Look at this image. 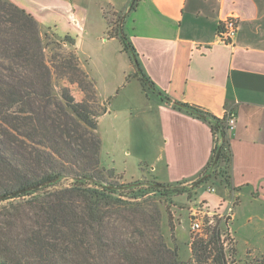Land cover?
<instances>
[{
  "label": "trees",
  "instance_id": "trees-1",
  "mask_svg": "<svg viewBox=\"0 0 264 264\" xmlns=\"http://www.w3.org/2000/svg\"><path fill=\"white\" fill-rule=\"evenodd\" d=\"M138 2L132 0L131 10ZM120 20L118 15L114 34L143 91L210 127L214 146L197 178L208 175L200 185L212 179L230 185L227 114L214 117L159 91L127 36L120 34ZM85 66L70 37L41 35L31 14L0 0V264H234V245L222 220H203L201 234L190 242V258L183 261L170 217L167 240L159 207L138 200L147 194L144 188L161 196L188 189L109 182L113 174L100 166L98 135V119L108 103L99 99ZM66 179L71 183L64 186ZM49 181L54 182L14 195ZM246 264H264V255Z\"/></svg>",
  "mask_w": 264,
  "mask_h": 264
},
{
  "label": "crops",
  "instance_id": "crops-1",
  "mask_svg": "<svg viewBox=\"0 0 264 264\" xmlns=\"http://www.w3.org/2000/svg\"><path fill=\"white\" fill-rule=\"evenodd\" d=\"M11 2L35 18L42 35L52 33L59 40L70 37L86 63L93 57L91 51L83 50L84 44L96 51L94 46L100 43L101 50L95 54L112 59L106 46L118 42L115 18L125 13L132 0ZM231 15L238 18V31L227 45L218 40L217 31ZM122 30L142 71L159 91L217 118L225 115L226 108L236 114L230 136L231 184L212 179L189 188L210 159L214 146L210 127L139 85L135 115L161 140L150 165L152 179L191 189L177 194L185 199L176 201L183 207L176 206L180 220L178 226L173 223L174 229L186 225V217L191 226L200 215L216 216L232 239L234 264L264 255V0H139L125 16ZM129 65L133 67L130 59ZM110 86L125 88L120 83ZM111 171L127 183L122 173ZM210 187L214 192L207 191Z\"/></svg>",
  "mask_w": 264,
  "mask_h": 264
},
{
  "label": "rangeland",
  "instance_id": "rangeland-1",
  "mask_svg": "<svg viewBox=\"0 0 264 264\" xmlns=\"http://www.w3.org/2000/svg\"><path fill=\"white\" fill-rule=\"evenodd\" d=\"M115 24L116 26L118 25L117 18H115ZM51 34L52 33H49V35ZM119 42L118 39V42H111L106 46L107 49L109 48L108 54H111L112 59L109 56L102 57L99 54H95L97 50H101L100 43L94 46L97 48L96 51L95 48L87 47L85 44L83 45L84 51L88 53L91 51L92 53L91 57L93 58L87 60L88 64L86 62V66L88 71H91L90 77L95 83L97 95L101 102L108 103L109 109L108 114H105L98 119L100 166L107 172H112V179L109 180V182L117 184L135 183V181L141 179L143 175L145 178L141 181L142 183H152L155 181L150 174V165L152 163V158L154 157V152L157 153L159 146L161 145V140L157 131L153 130L150 125L149 127L145 126L141 119L137 118L135 115L134 107L137 106L138 103L140 82L135 77L136 69L134 66L130 67L129 65V59L131 60V58L129 54L124 51L122 43L121 46L123 52L119 53ZM123 72L127 75L126 78L124 77ZM119 83L120 85L125 84V88L118 90L117 88L112 89L113 87L110 86V84L119 85ZM71 90L76 99L80 100L82 98L77 87L71 86ZM142 168L144 169V172ZM111 170H115L114 172H116V174L122 173L124 175L123 180L127 183H121V178H119L118 175H115ZM70 183V179L62 180L61 182L64 186H67ZM174 188L183 189L184 191L187 190V187L183 184L175 185ZM142 190L147 194H144V196L138 198V200H146L159 207L161 211V227L163 228L164 233L166 232L165 236L168 240V217L173 220L172 224L174 223L178 226L180 217L179 209L176 206L179 208H182L183 206L178 205L176 201L180 198L185 199V197H179L177 194L161 196L159 193H154L146 188ZM140 195H142V193ZM172 197H175V201ZM123 198L129 199V195L125 194ZM186 218V225L181 224V227H177V231L174 229V236H176L175 241L179 249V258L183 261L190 258V252L188 249L190 246L188 247L186 245H188V242H191L192 239L201 234V231L197 233L191 232L190 221L188 217ZM198 218L202 224L205 218L211 219L213 217L209 218L200 215ZM242 247L243 244L238 242V248L242 250ZM253 259L254 258L249 256L246 258L248 261H252Z\"/></svg>",
  "mask_w": 264,
  "mask_h": 264
},
{
  "label": "built area",
  "instance_id": "built-area-1",
  "mask_svg": "<svg viewBox=\"0 0 264 264\" xmlns=\"http://www.w3.org/2000/svg\"><path fill=\"white\" fill-rule=\"evenodd\" d=\"M238 31V18L234 15L228 16L223 19L219 25V29L217 31L218 40L223 43L230 45L235 39ZM227 114V123L226 129L229 134H231L236 125V114L231 110H227L225 112ZM208 192H214V188L210 187L207 189ZM202 229V224L200 220L193 221L190 227L192 233L200 232ZM229 239H231L229 237ZM232 240V239H231Z\"/></svg>",
  "mask_w": 264,
  "mask_h": 264
},
{
  "label": "water",
  "instance_id": "water-1",
  "mask_svg": "<svg viewBox=\"0 0 264 264\" xmlns=\"http://www.w3.org/2000/svg\"><path fill=\"white\" fill-rule=\"evenodd\" d=\"M132 5V3H131ZM131 10V6H129V8H127V10L125 11V13L121 16V20H120V24H119V32L120 34L122 35L123 34V30H122V24H123V21H124V18L125 16L130 12ZM218 155H219V151L217 152V155L215 157V162L218 158ZM208 178V175H205V176H202L201 178L197 179L196 181H194L190 186L189 188H196L198 187L202 182H204L206 179ZM54 181H49V182H45L41 185H38L36 187H33V188H29L27 190H23V191H19V192H16L14 195H20V194H23L25 191H33V190H36V189H39V188H43V187H46L50 184H52ZM152 186L154 188H158V189H164L166 186L163 185V184H159V183H155V184H152ZM4 197L3 196H0V200H3Z\"/></svg>",
  "mask_w": 264,
  "mask_h": 264
}]
</instances>
